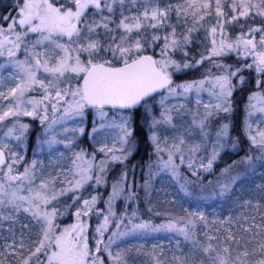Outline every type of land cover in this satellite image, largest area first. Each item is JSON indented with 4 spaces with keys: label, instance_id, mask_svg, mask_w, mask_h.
<instances>
[{
    "label": "snow or ice",
    "instance_id": "1",
    "mask_svg": "<svg viewBox=\"0 0 264 264\" xmlns=\"http://www.w3.org/2000/svg\"><path fill=\"white\" fill-rule=\"evenodd\" d=\"M0 264H264V0H0Z\"/></svg>",
    "mask_w": 264,
    "mask_h": 264
},
{
    "label": "rangeland",
    "instance_id": "2",
    "mask_svg": "<svg viewBox=\"0 0 264 264\" xmlns=\"http://www.w3.org/2000/svg\"><path fill=\"white\" fill-rule=\"evenodd\" d=\"M205 100H207L206 96H205ZM28 157H29V159L32 158V151L28 152ZM41 159L43 160L44 164L47 165L50 162L51 158H49L48 156H44V157H41ZM179 207L180 206L176 205L177 211H179ZM148 242L150 243V247H148L149 249L151 248L153 243H161V244L165 245L166 249L174 246V243L170 244L168 238L164 235H161L158 239L149 240Z\"/></svg>",
    "mask_w": 264,
    "mask_h": 264
},
{
    "label": "trees",
    "instance_id": "3",
    "mask_svg": "<svg viewBox=\"0 0 264 264\" xmlns=\"http://www.w3.org/2000/svg\"><path fill=\"white\" fill-rule=\"evenodd\" d=\"M28 152H31V149H29ZM145 153V146L143 144H141L140 146V154L136 156V158L132 161V163H136L137 161H139L141 159V157H144V159H147L146 156H144ZM241 155H243V153H241ZM237 157H233V159H235ZM140 176V172L139 169H137V179H139ZM259 182V181H258ZM177 206H179V204H177ZM147 247H150V243H147Z\"/></svg>",
    "mask_w": 264,
    "mask_h": 264
}]
</instances>
